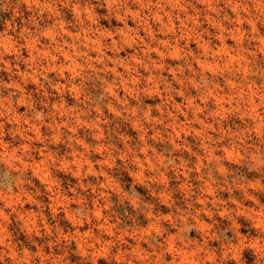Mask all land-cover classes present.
Wrapping results in <instances>:
<instances>
[{
    "label": "rangeland",
    "instance_id": "374dc122",
    "mask_svg": "<svg viewBox=\"0 0 264 264\" xmlns=\"http://www.w3.org/2000/svg\"><path fill=\"white\" fill-rule=\"evenodd\" d=\"M0 264H264V0H0Z\"/></svg>",
    "mask_w": 264,
    "mask_h": 264
}]
</instances>
